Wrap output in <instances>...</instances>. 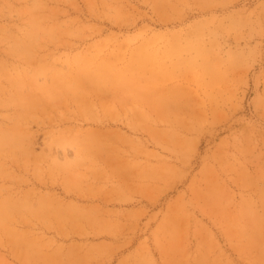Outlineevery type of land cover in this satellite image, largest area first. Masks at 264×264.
Wrapping results in <instances>:
<instances>
[{
    "label": "rangeland",
    "instance_id": "1",
    "mask_svg": "<svg viewBox=\"0 0 264 264\" xmlns=\"http://www.w3.org/2000/svg\"><path fill=\"white\" fill-rule=\"evenodd\" d=\"M0 264H264V0H0Z\"/></svg>",
    "mask_w": 264,
    "mask_h": 264
},
{
    "label": "bare ground",
    "instance_id": "2",
    "mask_svg": "<svg viewBox=\"0 0 264 264\" xmlns=\"http://www.w3.org/2000/svg\"><path fill=\"white\" fill-rule=\"evenodd\" d=\"M5 217H8L7 214H3L2 212H0V220L5 219Z\"/></svg>",
    "mask_w": 264,
    "mask_h": 264
}]
</instances>
